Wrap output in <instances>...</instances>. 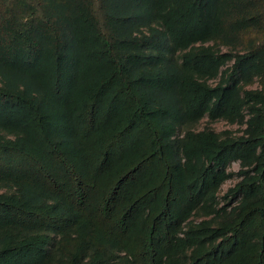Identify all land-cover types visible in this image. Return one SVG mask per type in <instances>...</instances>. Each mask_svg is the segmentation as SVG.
Returning <instances> with one entry per match:
<instances>
[{"label": "trees", "instance_id": "16d2710c", "mask_svg": "<svg viewBox=\"0 0 264 264\" xmlns=\"http://www.w3.org/2000/svg\"><path fill=\"white\" fill-rule=\"evenodd\" d=\"M0 264H264V0H0Z\"/></svg>", "mask_w": 264, "mask_h": 264}, {"label": "rangeland", "instance_id": "374dc122", "mask_svg": "<svg viewBox=\"0 0 264 264\" xmlns=\"http://www.w3.org/2000/svg\"><path fill=\"white\" fill-rule=\"evenodd\" d=\"M222 50H225V48L222 47ZM209 82L211 84H214L216 80H211ZM258 85H259L258 80H255L254 83L250 86V88H254ZM204 128H211L217 132L228 131L231 134L238 135L241 134L244 125L230 124L224 120L210 121L206 116H204L195 124L193 129L197 131ZM178 133L181 134V131H179ZM239 169H240V165L238 161L231 162L227 167V171L231 173V176L221 184L218 190L217 199H216L217 201L216 208L225 205L226 210L228 211L232 206L238 203L239 196L231 197L229 195L228 189L232 187L241 178V176L239 175ZM210 217L211 216H200L198 214H194L192 217V222L197 223L202 219H208Z\"/></svg>", "mask_w": 264, "mask_h": 264}]
</instances>
